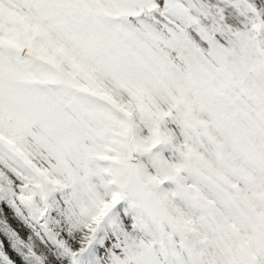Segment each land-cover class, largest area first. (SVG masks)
<instances>
[{
  "label": "snow or ice",
  "instance_id": "snow-or-ice-1",
  "mask_svg": "<svg viewBox=\"0 0 264 264\" xmlns=\"http://www.w3.org/2000/svg\"><path fill=\"white\" fill-rule=\"evenodd\" d=\"M0 264H264V0H0Z\"/></svg>",
  "mask_w": 264,
  "mask_h": 264
}]
</instances>
